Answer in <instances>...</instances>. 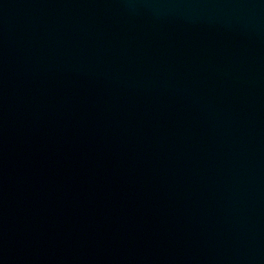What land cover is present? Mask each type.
Here are the masks:
<instances>
[{
    "label": "water",
    "instance_id": "water-1",
    "mask_svg": "<svg viewBox=\"0 0 264 264\" xmlns=\"http://www.w3.org/2000/svg\"><path fill=\"white\" fill-rule=\"evenodd\" d=\"M264 47V0H0V128Z\"/></svg>",
    "mask_w": 264,
    "mask_h": 264
}]
</instances>
